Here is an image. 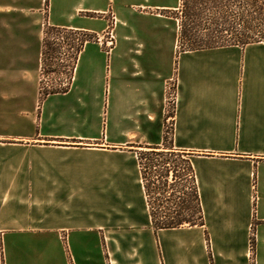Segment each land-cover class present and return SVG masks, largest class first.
I'll return each mask as SVG.
<instances>
[{
  "label": "crops",
  "instance_id": "1",
  "mask_svg": "<svg viewBox=\"0 0 264 264\" xmlns=\"http://www.w3.org/2000/svg\"><path fill=\"white\" fill-rule=\"evenodd\" d=\"M179 3L0 0V264H264V41L177 54ZM45 24L114 39L40 99ZM178 185L202 223L156 228Z\"/></svg>",
  "mask_w": 264,
  "mask_h": 264
},
{
  "label": "trees",
  "instance_id": "2",
  "mask_svg": "<svg viewBox=\"0 0 264 264\" xmlns=\"http://www.w3.org/2000/svg\"><path fill=\"white\" fill-rule=\"evenodd\" d=\"M216 12V19L211 20V10ZM171 16L179 20V32L177 39V54L184 51L200 50L215 48L227 45H245L251 42L264 41V35L256 38L250 35H241L236 40L230 39L224 32L231 31L235 18L239 20L238 24L243 26L244 30H250L253 23L264 17V0H180L179 8L176 11L168 12ZM52 35H62L68 42V61L67 63L54 64L51 61V54L54 51L53 43L49 42ZM98 36L95 33L55 27L45 24L43 31V49H42V65H41V89L40 99L50 93L64 92L68 89L73 65L76 60L77 53L82 48L86 41H98ZM53 67L55 69H53ZM62 67L66 73L65 81L60 82L56 87L45 88L42 83L44 73L57 72V68ZM171 135V128L165 131L164 143H167L168 137ZM162 151L157 150V147H152L149 150H141L138 158L141 165L142 175L145 180L151 173V164L153 160L160 157ZM145 160V163H142ZM187 160L180 161V172L177 177L182 178L185 174V169H188L190 177L193 178L191 168L186 164ZM162 164L164 162H161ZM166 171L164 175H167ZM174 175H176L174 173ZM147 194L150 190L145 184ZM193 196L196 204L193 202H182L181 206L173 212L167 213L156 207L151 208L153 224L156 228H171L178 227L183 224H201L202 214L199 205L195 185L192 186Z\"/></svg>",
  "mask_w": 264,
  "mask_h": 264
},
{
  "label": "rangeland",
  "instance_id": "3",
  "mask_svg": "<svg viewBox=\"0 0 264 264\" xmlns=\"http://www.w3.org/2000/svg\"><path fill=\"white\" fill-rule=\"evenodd\" d=\"M211 20L214 21L216 18V12L214 9L211 10V14H210ZM239 20H237V18H235V23L233 24V28L231 29V31H227L224 32V35H227L230 39L232 40H236L238 37H240L241 35H250L251 37H258L261 35H264V17L260 16V18L258 20H256L253 23V27L250 30H244L243 26H240L238 24ZM98 36V35H97ZM112 37V38H111ZM99 39H102L104 42L107 43V41L111 40L113 42V31L111 29H108L105 33H103V35L101 37L98 36ZM64 41V43L62 44V42ZM49 42L53 43V48L54 51L51 54V61L54 64L60 63L59 62V58L60 56H58V54L56 52L60 51V47L62 45L66 46V51L70 49L68 48V42L66 41V39H64V37H62V35H52L51 38H49ZM59 45V46H58ZM112 45V44H111ZM69 57V55H68ZM68 57L66 58V60L64 61V63H67L68 61ZM62 64V63H60ZM53 69H55L53 67ZM66 70L63 71L62 67H58L57 68V72H52V73H44L43 77H42V83L44 85L45 88L48 87H56L59 85L60 82H63L65 80V77L67 76L65 73ZM170 108L171 105H170ZM169 114H171V112H169ZM168 126V123L166 125V127ZM145 160H142V163H145ZM161 162H166L169 163L172 166V163L174 162L173 158L171 160H165L164 158L162 159H158L156 158L155 160H153V164H158ZM178 162V161H176ZM180 164V162H179ZM155 168L152 166L151 164V171L154 170ZM151 174V173H150ZM175 195H171V199L170 201L165 205L164 208H159L161 211L170 213L173 212L174 207H176V209H178L183 201V195L181 193V187L178 185L177 187L174 188L173 192ZM157 199V197H155ZM151 202L153 203V206L156 207L157 205H161V201H157V200H153L152 196H151Z\"/></svg>",
  "mask_w": 264,
  "mask_h": 264
},
{
  "label": "built area",
  "instance_id": "4",
  "mask_svg": "<svg viewBox=\"0 0 264 264\" xmlns=\"http://www.w3.org/2000/svg\"><path fill=\"white\" fill-rule=\"evenodd\" d=\"M112 38V37H111ZM64 43V41L62 42V44ZM107 44L111 45L112 41L109 40L107 41ZM66 46L63 45L60 50L61 52L58 54V56H60V58L58 59L60 63H64V61L66 60V58L68 57V52H65ZM167 129L171 128V121H168V126L166 127ZM155 168V167H154ZM190 176V174H189Z\"/></svg>",
  "mask_w": 264,
  "mask_h": 264
}]
</instances>
